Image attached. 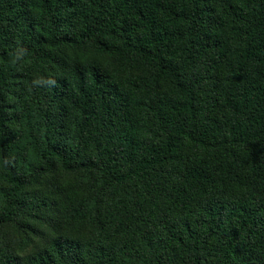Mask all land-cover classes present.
<instances>
[{
    "label": "trees",
    "instance_id": "1",
    "mask_svg": "<svg viewBox=\"0 0 264 264\" xmlns=\"http://www.w3.org/2000/svg\"><path fill=\"white\" fill-rule=\"evenodd\" d=\"M0 264H264V0H0Z\"/></svg>",
    "mask_w": 264,
    "mask_h": 264
}]
</instances>
